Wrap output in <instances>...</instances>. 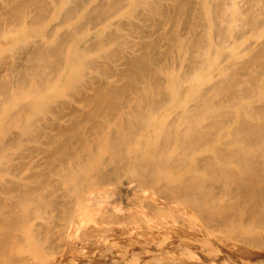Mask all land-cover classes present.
Listing matches in <instances>:
<instances>
[{
	"label": "bare ground",
	"instance_id": "6f19581e",
	"mask_svg": "<svg viewBox=\"0 0 264 264\" xmlns=\"http://www.w3.org/2000/svg\"><path fill=\"white\" fill-rule=\"evenodd\" d=\"M244 1L248 8L246 19L242 22L243 33L252 32L256 39H260L264 35V21L261 19L262 9L255 6L260 0ZM37 2L13 0L0 16L2 20L6 16L23 23L18 29H10L14 34L13 39L19 48L30 44L29 57L40 62L29 74L25 71L22 73L21 88L8 81H0V89L5 94V98L0 100V127L11 123L13 108L24 107L25 102L21 101L23 95L35 87L43 91L44 82L58 73L62 65H94L93 61H86L82 54L86 51L84 47L81 50L86 35L80 36L79 32H85L84 26L65 33L54 48L28 42L25 35L21 36L20 31L29 24L25 20L27 8ZM172 2L167 9L163 0L141 1L148 18L154 20L156 14L163 13L164 19L156 20L157 27L150 30V33L157 34L155 40L144 44L143 52L130 60L122 73L126 79L123 86L108 81L98 87L90 98L95 102V107L84 117L77 116L72 126L62 129L68 142L58 147L53 156L60 158L67 155L64 169L68 173L79 172L80 180L85 185L87 181L90 186L111 184L115 180H119V183L114 185H119L121 178L140 168L141 182L137 183V178H133L124 188L115 186L117 191L112 192V196L127 201L129 190L156 187L159 203L167 206L163 209L170 211L168 215L174 221L182 220L185 223L197 214L199 223L207 224L202 226L204 232L221 231L232 238L238 236L247 250L243 248L239 252H232L227 247L217 245L206 253L198 252L199 244L192 242L193 238L189 239L181 228H147L142 233L144 242L130 243L124 238L125 226L119 225L114 230L109 229L111 235L96 248L95 258H102V263L143 264L141 244L150 246L148 237L153 238L156 234L162 239L158 247L170 245L171 255L186 258V263L190 260L194 264H210L212 260L221 264H247L248 260V264H264V42L257 40L254 43L258 45L256 52L232 73H227L213 87L202 88L196 85L197 74L206 68H217V50H211L223 46L222 41L230 35L237 19V11L232 10L233 7L227 5L226 0ZM79 6L74 4L63 11L58 7L56 13L63 15L67 22L77 13ZM47 7L45 2H41L39 13L46 11ZM133 9L128 0H106L103 12L107 13L106 18L111 15L119 17L123 12L131 15ZM197 11L198 15L195 14ZM196 16L203 24L194 21ZM167 22L173 25L169 31L164 28ZM179 22L192 36V44L176 29ZM197 25H203L204 29L199 31ZM2 26L3 21L0 20V37ZM36 31L44 35L43 27H38ZM213 31L223 40L214 41ZM118 34L116 30L110 31L106 39L95 42V47L104 49L117 39ZM169 35L172 41L164 47L163 40ZM112 54H108L107 58L112 59ZM164 56L170 58L168 62L177 56L181 58L187 73L180 76L170 72L163 82L162 72L165 68L156 65L162 62ZM238 56L235 58L238 59ZM49 63L53 64L51 70L44 71ZM81 76V72L73 71L69 84ZM63 77L61 75L59 79ZM188 80L190 85L186 88L183 83ZM247 81L254 85H249ZM63 82L64 79H60L57 84L61 86ZM131 93L135 95L134 99ZM32 101L28 100V104ZM172 112H175L174 117L168 115ZM86 119L91 122V129L87 131ZM162 130L167 136L158 141L156 134ZM75 140L80 143V149L73 152L71 149ZM97 147L102 149L99 155L91 152L92 148ZM162 171H167V176L160 180L158 174ZM61 173L65 175L67 171ZM149 175L151 178L146 179ZM66 183L72 184L68 179ZM17 190L12 210L4 216L7 220V237L12 235L13 227L28 234L31 230L27 227L30 211L26 206L36 190L23 184H18ZM35 201L39 202V199ZM1 205L5 206V203ZM118 207L125 208V205L118 204ZM134 214L133 221H139L140 215ZM2 216L3 213H0V222ZM122 220L126 221L127 218ZM191 225L194 223L191 222ZM2 226L3 223H0ZM237 245L238 242H235L231 246ZM33 246L41 248L37 242ZM169 261L159 258L150 264H168ZM91 262L83 257L77 264Z\"/></svg>",
	"mask_w": 264,
	"mask_h": 264
},
{
	"label": "rangeland",
	"instance_id": "374dc122",
	"mask_svg": "<svg viewBox=\"0 0 264 264\" xmlns=\"http://www.w3.org/2000/svg\"><path fill=\"white\" fill-rule=\"evenodd\" d=\"M36 1L38 2L27 8L25 20L29 24L22 32L20 31L21 36L25 35L28 42L54 48L65 33L84 26L85 32H79L80 36L86 35V40L81 45V50L84 47L86 51L82 54L86 61H93L94 65L91 67H85L82 64L73 66L72 63L62 65L58 73H55L56 75L53 74L44 82L43 91L35 87L29 93H25L21 99L25 102L24 107L13 108L11 123L0 127V145L4 144L0 147V213H3L0 222L3 223L0 227V246H4L3 249L0 248V264H77L83 257H86V260H92L91 264H105L102 263V258H95L96 248L111 235L112 232L109 229L114 230L119 225L125 226L124 238H127L130 243L144 242L142 233L147 228H181L188 238H193H189L193 240L192 242L199 244L198 252L206 253L217 245L227 247V250L232 252H239L243 248L246 250L238 236L232 238L221 231L204 232L202 226L207 224H200L197 214L192 219H187L185 223L182 220L174 221L168 215L170 211L163 209L167 206L159 203L156 187L129 190L127 201L112 196V192L117 191L115 186L124 188L133 178H137V183H140V168H135L134 172L121 178L119 185H114L119 183V180H115L111 184L90 186L87 181L85 185L80 180L79 172L68 173V170L64 169L67 155L60 158L53 156L58 147L68 142V138L62 134V129L72 126L77 116L84 117L95 107V102L90 98L98 87L108 81L120 86L125 84L123 71L127 69L134 56L143 52L144 44L155 40L157 34L150 33V30L154 26L157 27L156 20L164 19L163 13L156 14L154 20L151 19L152 17L148 18L147 10L144 12L141 3L145 0H128V3L134 7L130 12L131 15L123 12L119 17L111 15L108 18L105 17L107 13L103 12L106 0ZM226 1H228L227 5L233 7L232 10L237 11L235 14L237 19L234 20L230 35L224 40L213 31L212 39L216 42L223 40V46L218 49L214 47L211 50L213 52L217 50L215 56L217 68H206L197 74L196 85L202 88L213 87L227 73H232L256 52L258 45L255 46L254 43L257 40L264 42V35L256 39L252 32L243 33L242 22L246 19L248 4L244 0ZM41 2H45L48 9L40 14L38 9ZM12 3L13 0H0V16ZM172 3V0H163L167 9ZM74 4L80 6L69 21H64L63 15L56 13V8L61 7L63 11ZM255 4L256 8L262 9L261 19L264 21V0ZM195 14L198 15V11ZM0 20L3 21L2 37H0V81H8L16 88H21L22 73L25 71L29 74L40 62L29 57L30 44L28 47L19 48L13 39L14 34L10 29H18L23 26V23L19 19L12 20L6 16ZM194 21L203 24L198 16ZM172 26V22H167L164 26L165 31H169ZM38 27H43L44 35L36 31ZM175 27L180 30L181 36L192 44V36L188 35L184 25L179 22ZM196 28L200 31L204 29V26L197 25ZM113 30L119 33L117 39L104 49L96 48L95 42L101 38L106 39ZM171 41L169 35L163 40V46L166 47ZM108 54H112L113 58H107ZM237 54H239L238 59L235 58ZM169 59L168 56H164L162 62L156 65L165 68L162 72L163 82L170 72L180 76L187 73L186 65L181 58L177 56L168 62ZM51 65L53 64L46 65L44 71L49 72ZM73 71L81 72L82 76L73 84H69L70 73ZM61 75L64 77L60 79H64V82L60 86L57 81L60 80ZM247 83L254 85L248 81ZM189 85L190 80L183 83L186 88ZM131 95L134 99L135 95L133 93ZM4 98L5 94L0 89V100ZM30 99L33 101L28 104ZM174 113L168 115L174 117ZM90 129L91 122L86 119V131ZM156 136L159 141L164 139L167 133L162 130ZM79 149L80 143L75 140L71 150L74 152ZM101 151L100 147L91 149V152L96 155H99ZM66 171L65 175L61 173ZM158 175L162 180V177L166 178L167 171H162ZM149 178L151 175L146 179ZM67 179L71 180V185L66 183ZM18 184L33 186L36 190L35 194L29 197L28 206H26L30 211L27 227L31 230L28 234L20 228L13 227L12 235L7 237L5 236L7 220L4 216L10 213L17 199ZM36 198L39 202L35 201ZM1 203H5V206ZM118 204H124L125 208L118 207ZM20 209L22 210L23 207ZM134 213L140 215L137 222L133 221ZM122 218L127 220L123 221ZM191 222L194 225H191ZM218 232L220 233L217 234ZM148 240L150 246H146V243L141 244L140 256H142L143 264L153 263L159 258L170 260L168 264H194L189 262L190 260L186 263V258L175 254L172 256L170 245L158 247L162 240L158 235H153V238L148 237ZM34 242L40 244L41 248H34ZM235 242H238L237 247H232L231 245ZM210 264L221 263L211 260Z\"/></svg>",
	"mask_w": 264,
	"mask_h": 264
}]
</instances>
